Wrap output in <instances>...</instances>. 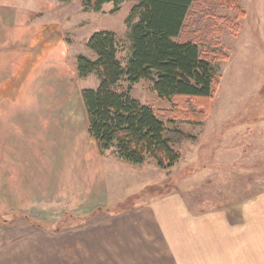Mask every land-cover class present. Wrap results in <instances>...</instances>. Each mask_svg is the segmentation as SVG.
Segmentation results:
<instances>
[{
	"label": "crops",
	"instance_id": "obj_1",
	"mask_svg": "<svg viewBox=\"0 0 264 264\" xmlns=\"http://www.w3.org/2000/svg\"><path fill=\"white\" fill-rule=\"evenodd\" d=\"M67 4L0 0V219L20 233L30 219L54 225L66 213L88 217L54 232L59 241L42 249V264H250L251 254L237 248L251 229L247 220L230 226L223 215L195 214L174 192L119 208L125 199L144 194L145 172L111 150L103 155L90 135L82 90L96 89V76H78V56L92 55L72 36L74 27L113 7L107 3L96 12L81 5L74 25ZM142 165L160 171L152 160ZM125 173L138 180L134 192L112 191L127 180ZM221 232L230 237L217 254ZM35 246L17 243L22 254ZM216 255L220 259H213ZM258 261L264 264V258Z\"/></svg>",
	"mask_w": 264,
	"mask_h": 264
},
{
	"label": "rangeland",
	"instance_id": "obj_2",
	"mask_svg": "<svg viewBox=\"0 0 264 264\" xmlns=\"http://www.w3.org/2000/svg\"><path fill=\"white\" fill-rule=\"evenodd\" d=\"M108 4L110 8L114 6L113 3ZM136 4L138 0H127L118 11H108L90 24L74 27L72 36L77 43L85 46L86 54L92 55L90 59L95 60L96 54L87 47L86 38L97 31L111 30L120 38L119 57L127 65L132 50L126 20ZM237 4L244 16L227 4L212 0H198L193 7L190 21L198 22L196 27H190L202 35L205 29L208 34H213L215 42L212 48L228 56L219 62L220 81L209 116L200 124L165 119L167 135L181 153L180 160L169 168H159L160 171L148 167L150 161L147 163L148 169L142 164L128 162L135 165L137 171L145 172L142 184L147 188L142 189L144 194L125 199L119 208L174 192L185 199L187 207L195 214L223 215L230 226L247 220L251 229L247 237L239 240L242 244L237 248L249 252L250 264H253V260L256 263L257 259L264 258V0H237ZM67 5H70L68 9L75 25L80 18L82 0H73ZM235 29H238L237 34L234 33ZM92 75L96 76L98 87V76L95 73ZM152 85V80L141 79L133 85L131 93L155 111L172 109L171 102L161 98ZM1 115L0 111V140L3 126ZM12 147L15 146L10 144L9 155H14ZM130 165L129 168L134 167ZM124 177L127 180L119 181L117 185L120 187L114 185L112 191L122 190L124 193L135 189L138 180L127 178L126 173ZM33 222L30 219L29 223L24 224L23 231L17 233L11 223L6 224L0 219V264H42V259L46 258L42 255L45 252L42 249L47 248L49 243L59 241L54 234L58 231L40 229ZM194 227L195 224L190 225L191 239ZM33 234L36 240L32 239ZM219 236L214 248L217 254L222 253L230 237L226 232H221ZM219 241L225 245H219ZM18 242H23L26 247L28 243H36V248L22 254L18 252ZM38 245L41 247L39 252ZM205 247L206 242L201 239L200 249ZM34 252L35 256L32 255ZM217 258L220 259V255L213 257Z\"/></svg>",
	"mask_w": 264,
	"mask_h": 264
},
{
	"label": "trees",
	"instance_id": "obj_3",
	"mask_svg": "<svg viewBox=\"0 0 264 264\" xmlns=\"http://www.w3.org/2000/svg\"><path fill=\"white\" fill-rule=\"evenodd\" d=\"M125 1L82 0V6L84 11L100 12L105 4L113 3L112 13ZM197 1L138 0L126 20L132 50L127 65L119 57L121 45L116 32L97 31L87 40L96 59L81 54L77 71L80 78L95 73L99 79L96 89H83L82 95L89 133L103 155L111 150L126 162L152 160L161 169L169 168L180 160L181 153L167 135L165 119L200 124L209 116L220 81L219 62L228 56L212 48L213 34L205 29L204 36L190 27L198 22L190 21ZM212 2L225 3L245 15L237 0ZM144 78L153 81L152 88L171 102L172 109L155 111L132 95L133 85ZM87 219L66 213L57 224H33L60 231Z\"/></svg>",
	"mask_w": 264,
	"mask_h": 264
}]
</instances>
